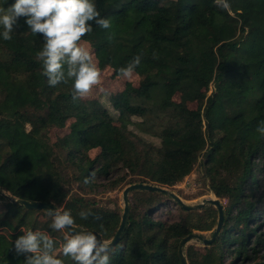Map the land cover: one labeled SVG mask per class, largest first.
<instances>
[{
    "label": "trees",
    "instance_id": "obj_1",
    "mask_svg": "<svg viewBox=\"0 0 264 264\" xmlns=\"http://www.w3.org/2000/svg\"><path fill=\"white\" fill-rule=\"evenodd\" d=\"M94 3L112 25L104 30L93 24V31L82 38L95 48L99 67L111 66L119 74L134 56L141 57L135 69L138 87L127 86L109 99L119 126L96 103L74 101L71 81L55 87L47 84L37 59L43 40L31 34L23 18L12 40L0 37V200L4 202L0 264H24L25 257L16 255L12 242L26 231L47 232L56 241L57 252L64 242L65 233L50 227L46 212L26 210L12 199L62 207L71 212L75 226L110 240L121 215L72 194V183L91 188L93 175L107 178L120 166L136 177L126 185L169 188L193 171L204 150L203 177L215 197L228 200V209L223 208L222 227L214 241L201 243L203 252L193 244L183 250L187 264L264 263L254 262L263 259L258 254L264 251V228L257 233L251 227L258 215L259 200L253 197L259 171L264 174V135L257 131L264 124V0H228L227 9L218 7L216 0ZM212 83L215 90L206 97ZM176 94L179 102L173 100ZM189 102H195L196 109H190ZM43 109L46 118L29 113ZM71 118L75 121L62 145L72 146L64 162L73 168L75 181L62 174V162L41 135L46 133L45 123L64 126ZM137 133L157 138L159 145L147 143ZM94 148L100 153L90 159L86 153ZM122 183L123 178L116 179L110 188ZM133 192L142 195L136 208L130 203ZM164 198L188 218L171 223L155 220ZM128 202L129 218L110 264H182V239L194 231H211L217 223L212 206L186 211L159 192L134 190ZM82 211L92 215L82 220ZM37 213L49 220L42 227L33 218ZM199 214L203 217L193 218ZM259 215L264 223V213ZM58 258L75 264L70 257Z\"/></svg>",
    "mask_w": 264,
    "mask_h": 264
},
{
    "label": "clouds",
    "instance_id": "obj_2",
    "mask_svg": "<svg viewBox=\"0 0 264 264\" xmlns=\"http://www.w3.org/2000/svg\"><path fill=\"white\" fill-rule=\"evenodd\" d=\"M216 4L225 9L230 7L228 0H216ZM21 18L31 34L43 40L37 59L42 62V75L50 87L71 81L75 101L89 96L102 84V70L93 46L82 39L93 31V24L104 30L112 27L111 21L97 10L94 0H14L7 7L0 5V37L4 41L12 40ZM140 62L141 57L134 56L125 67L119 68V76L131 81ZM257 131L264 135V124ZM47 215L51 218L50 227L65 233L60 252L47 232L29 230L12 242L16 255L25 257L24 264H64L58 258L60 255L70 257L75 264H110L112 240H103L93 231L77 230L75 218L62 207H49ZM90 215L79 213L82 220Z\"/></svg>",
    "mask_w": 264,
    "mask_h": 264
},
{
    "label": "rangeland",
    "instance_id": "obj_3",
    "mask_svg": "<svg viewBox=\"0 0 264 264\" xmlns=\"http://www.w3.org/2000/svg\"><path fill=\"white\" fill-rule=\"evenodd\" d=\"M12 3H14V0H0V5L5 4V7H7ZM93 49L95 52L94 47ZM101 70H102V84L94 88V90L89 96L80 99L87 104L96 103L100 107V109L107 110V113L115 119L112 124L119 126L120 122L116 120L118 114L112 109L111 102L109 101V99L114 95L123 92L127 86L138 87L140 82V76L135 71L136 75L134 76V78L131 81H128V80H123L119 76V74L116 73L115 68L111 66H107ZM214 85L215 84L212 83L208 86L206 90V97L210 96L214 92L215 90ZM101 89H103V91ZM173 100L179 102L180 95L178 94L174 95ZM187 106L190 109H196L197 104L195 102H189L187 103ZM29 113L34 118L39 116L46 118L48 114L46 109H43L41 111L30 110ZM74 121L75 120L72 118L68 119L66 120L64 126L48 125V123H45L44 124L45 128H43V131H46V133L41 134L42 136L45 137L47 143L53 147V151L55 155L62 162V174L67 178L68 181L69 180L75 181V179L73 178V174H74L73 168H71V166H69L67 163L64 162V160H66V157L69 155V149H71L72 146L67 147L68 144L62 145V142L67 137V135L69 136L71 131L70 125L73 124ZM133 121L136 122L140 120L133 118ZM205 127L206 124H203L204 132H205ZM26 128L28 130L30 127L27 125ZM128 129L131 130L133 133H136V129L134 126H129ZM137 135L141 137L143 140H145L147 143H151L155 146L159 145V140L157 138L143 135L141 133H137ZM100 150H101L100 148L91 149L87 151L86 156L90 159H94L100 153ZM205 152L206 150H204L200 154L197 163L194 166L193 171L189 175H187L181 182L177 183L173 187L166 188L168 191L173 192L174 194L179 196L180 199L185 204L195 205L202 202V200L217 198L214 196L213 193L210 192L208 187L209 180L203 177L202 174L201 164L206 160ZM259 174H260L258 175L259 182L257 183L258 188L255 192V196L253 197L255 201L259 200L258 201L259 203L256 205V212L258 215L253 219L251 223V227H256L257 233H261V231L264 228V223H261V218L259 215L260 213H264V177L261 176L264 174H261L260 171ZM119 178H123V183L117 187L110 188V183H112L113 181ZM135 179L136 177L128 173L127 170L121 168L120 166H117L111 170L107 178L93 175L91 177V185H92L91 188H89L86 185H83L80 182L75 181V183H72L71 185L72 194L79 193L85 196L87 199L92 200L96 205L100 206L101 208L113 210V211L115 210L118 212L119 215H121L123 209L122 191L124 190V188H126L129 185V184L126 185L127 183H130ZM141 198L142 195H140L139 193L133 192L130 194V203L133 206V208H136V206H138ZM217 199H219L224 210H227L228 200L223 198H217ZM161 204H162L161 210L158 212V215L154 217L155 220H162L164 222L171 223L175 220H179V219L183 220L188 218L187 214L182 212L179 209V207L175 205L173 202L169 203L168 200L164 198ZM3 209H4V202L0 200V212H2ZM139 211H141V209H139ZM199 217H203V214L193 216V218L195 219H198ZM33 218L40 227H42L47 221H49L48 218L45 217L43 213H37L33 216ZM214 228L211 231H204V232L194 231L193 233L199 234L203 238L209 239ZM189 244H193L194 248L197 251L203 252V245H201V242H197L196 239L188 242V244L183 248V250ZM258 255L259 258H263V259L255 260L254 262L264 261V251L260 250ZM228 261L229 259H226V263ZM245 263L249 264L250 262H245Z\"/></svg>",
    "mask_w": 264,
    "mask_h": 264
},
{
    "label": "water",
    "instance_id": "obj_4",
    "mask_svg": "<svg viewBox=\"0 0 264 264\" xmlns=\"http://www.w3.org/2000/svg\"><path fill=\"white\" fill-rule=\"evenodd\" d=\"M134 190H141V191H154V192H159L164 195L169 196L174 202H176L183 210L186 211H191L199 208H203L206 205L213 206L216 211H217V223L214 228V230L211 233V236L209 239L203 238L199 236L198 234H190L186 237H184L181 241V244L179 246V253H180V260L182 264H187L185 256L183 254V248L190 242L191 240L194 239H200L201 243L203 245H209L211 244L214 239L216 238L218 232L221 230L223 219H224V212H223V207L222 204L220 203L219 199L217 198H211V199H206L202 200V202L195 204V205H188L185 204L179 196L174 194L173 192L168 191L166 188L156 186V185H151V184H145V183H137V184H132L124 188L122 191V202H123V209H122V214L120 218V222L118 225V228L114 234V236L110 239L112 240V247H115L121 240L122 234L125 230L126 223L129 218V202H128V195L130 192ZM12 203L15 205H18L20 207L25 208L26 210H42L47 213V209L51 207L52 205L44 203V202H36V201H27V200H21V199H12ZM77 230H81L82 228L77 227ZM86 230V229H84ZM96 233V232H95ZM99 238L102 239L101 235L96 233ZM264 264V263H262Z\"/></svg>",
    "mask_w": 264,
    "mask_h": 264
}]
</instances>
